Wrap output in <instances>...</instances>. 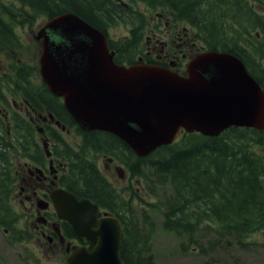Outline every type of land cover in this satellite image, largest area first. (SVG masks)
Segmentation results:
<instances>
[{
    "label": "flooded vegetation",
    "instance_id": "1",
    "mask_svg": "<svg viewBox=\"0 0 264 264\" xmlns=\"http://www.w3.org/2000/svg\"><path fill=\"white\" fill-rule=\"evenodd\" d=\"M110 2L115 6V15L101 23L105 32L101 31L117 65L157 66L189 78V66L196 57L212 51L229 53L243 62L248 74L264 90V59L247 63L251 60L247 53L252 48L245 47L242 58L229 51L211 49L203 35L196 34L184 21L161 13L151 15L148 7L140 12L136 0ZM24 4L21 0H0V6L25 8ZM259 7L263 10L264 6ZM13 17L21 22L35 18L0 15V20L7 22L0 26L14 29L10 30L13 37L2 30L5 41L0 42L7 48L0 52V231L10 248H22L27 258L35 260L34 264H66L77 248L94 250V245L79 237L66 218L75 212L73 201L87 200L98 206V220L113 216L122 224L115 210L90 194L84 177L97 173L119 194L117 199L124 200L134 177L118 144L123 140L109 131L83 129L67 109L65 98L55 95L45 83L40 66L43 39L38 40L39 50L32 62H25L22 56L17 58L15 51L23 47L27 23L8 22ZM42 19L46 21L39 29L50 18ZM114 25L119 29L115 39L109 31ZM50 37L57 43H68L57 33H50ZM261 37L257 33V38ZM137 200L139 203L138 197ZM120 257L124 262V257Z\"/></svg>",
    "mask_w": 264,
    "mask_h": 264
},
{
    "label": "trees",
    "instance_id": "2",
    "mask_svg": "<svg viewBox=\"0 0 264 264\" xmlns=\"http://www.w3.org/2000/svg\"><path fill=\"white\" fill-rule=\"evenodd\" d=\"M21 1L28 11L16 5L0 6V15L32 14L38 22L43 17L72 13L104 32L101 23L115 15V6L110 0ZM136 1L164 16L186 22L196 34L203 35L211 49L229 51L242 58L245 53L242 50L250 47L252 51L247 54L251 60L247 63H260L264 59V16L248 0ZM257 1L258 6H264L262 0ZM10 19L8 22L17 25L33 23L30 19L25 22L15 17ZM5 23L0 20V25ZM2 30L14 36L13 28L0 26L1 43L5 41ZM257 33L262 35L261 39L257 38ZM8 46L19 48L18 45ZM6 50L0 44V52ZM118 144L125 153L128 171L140 178V185H133L130 190L132 197L145 201L140 197L143 193L140 186L145 188L141 179L151 180L153 194L158 195L157 191L162 188L174 194L159 206L150 205L152 210H157L155 217H164V231L175 232L192 243L201 228L214 230L217 239L210 243V250H215L222 242H232L230 239L244 247L249 236L264 233V156L256 151L264 146V131L232 127L218 137L184 132L174 143L146 158L137 157L123 141ZM84 181L90 194L105 207L115 210L122 221L124 237L120 256L124 257L125 264H154L148 238L152 231L139 237L141 231L132 218V204L117 199L119 194L97 173L84 177ZM128 256L130 259L126 258Z\"/></svg>",
    "mask_w": 264,
    "mask_h": 264
},
{
    "label": "water",
    "instance_id": "3",
    "mask_svg": "<svg viewBox=\"0 0 264 264\" xmlns=\"http://www.w3.org/2000/svg\"><path fill=\"white\" fill-rule=\"evenodd\" d=\"M50 33L68 44L51 40ZM42 38V75L51 91L65 98L83 129L112 132L140 157L172 144L180 131L206 137L231 127L264 131V90L234 55L212 51L196 57L189 78L157 66H119L105 35L71 13L51 19L38 33ZM73 202L75 212L66 218L94 250L77 248L66 264H124L119 219L98 220V206Z\"/></svg>",
    "mask_w": 264,
    "mask_h": 264
},
{
    "label": "rangeland",
    "instance_id": "4",
    "mask_svg": "<svg viewBox=\"0 0 264 264\" xmlns=\"http://www.w3.org/2000/svg\"><path fill=\"white\" fill-rule=\"evenodd\" d=\"M262 1L264 3V0ZM248 2L256 8L257 12L264 16V7L262 10L257 5V0H248ZM138 3L137 8L140 12L144 11V9L146 10L147 6L140 2ZM150 13L151 15H155L159 11H153L151 9ZM30 16L33 15L30 14ZM31 20L33 23L28 22L25 26L23 47L15 51L17 58L19 59L22 56L27 63L32 62L37 56L39 50L37 31L39 30V26L43 24L42 21L45 22V19H39L38 22H35L34 19ZM112 28L109 31L115 39L119 34V29L115 25ZM256 151L264 156V146H260ZM139 180L140 178L135 176L132 181L133 185L138 184ZM141 180L147 190L140 186V190L143 193L140 194L138 190L137 192L140 194L141 199L145 201L138 203L137 197L132 198L131 192H126L125 198L126 200H131L130 203H132L133 208L131 211L132 218L138 224L139 230L141 231V233L138 232L139 237H142V234H148L152 231V235L148 238L152 244L154 264H264L263 231L262 233L249 236L245 240L248 244L244 247L239 245L235 240L228 238L232 242H222L215 250L209 249L210 243L214 239H217L214 230L201 228L195 235V240L192 243L187 238L178 236L175 232L164 231L162 229L164 217L160 215L155 217L157 210L155 208L152 210L150 205L159 206L161 202H165L174 194L171 195V190L168 189L167 191L166 188L159 189L157 191L158 195L153 194L151 192V180ZM141 227H143L142 230L140 229ZM130 233L135 234L132 231ZM34 262V259L27 258L22 248H10L5 241L3 232L0 231V264H34ZM46 262L50 264H61L58 262Z\"/></svg>",
    "mask_w": 264,
    "mask_h": 264
}]
</instances>
